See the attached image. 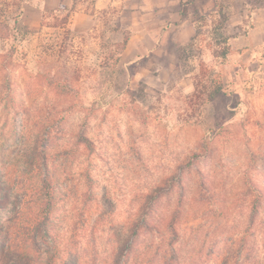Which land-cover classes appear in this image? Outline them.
Returning <instances> with one entry per match:
<instances>
[{
  "label": "rangeland",
  "instance_id": "374dc122",
  "mask_svg": "<svg viewBox=\"0 0 264 264\" xmlns=\"http://www.w3.org/2000/svg\"><path fill=\"white\" fill-rule=\"evenodd\" d=\"M69 4L26 0L19 33L0 40V264H22L10 251L36 264H264V198L246 232L249 182L264 197V44L159 32L165 44H128L102 83L111 43L151 26L152 2L79 0L54 44L42 14ZM46 73L73 90H52ZM47 189L49 235L33 246L23 230Z\"/></svg>",
  "mask_w": 264,
  "mask_h": 264
},
{
  "label": "crops",
  "instance_id": "0c3cea01",
  "mask_svg": "<svg viewBox=\"0 0 264 264\" xmlns=\"http://www.w3.org/2000/svg\"><path fill=\"white\" fill-rule=\"evenodd\" d=\"M150 17L140 29H131L128 44H165L156 39V33H172L170 44H195L198 35L205 30L218 34L231 45V49H255L264 44V0H150ZM142 6V3L140 4ZM172 16V21L162 25L163 16ZM214 19L225 15L221 26L206 25L211 16ZM204 22V23H203ZM210 24V22H208ZM134 26V24H132ZM155 25L156 28H151ZM132 26V27H133ZM117 32H121L118 30Z\"/></svg>",
  "mask_w": 264,
  "mask_h": 264
},
{
  "label": "trees",
  "instance_id": "16d2710c",
  "mask_svg": "<svg viewBox=\"0 0 264 264\" xmlns=\"http://www.w3.org/2000/svg\"><path fill=\"white\" fill-rule=\"evenodd\" d=\"M1 6H0V40L6 41L9 40L12 37H14L15 33H19L18 28V22L22 14V7L23 4L26 2V0H0ZM79 0H70V4L68 6H62L55 10H51L48 13L42 14V21L47 18V15H51L54 22L52 23V27L58 31L56 34V38L54 41V44H63L65 40H67L68 37L60 36L61 32H68V22L70 19L71 14L74 12L75 7L77 6ZM118 29L114 28L112 32H117ZM13 34V35H12ZM129 40V36L123 34L122 38L118 42L111 43L113 48L115 49V52L111 53L110 59H113V64L109 62H105L103 65H100V71H99V80L100 82H105V80L109 79L113 72L117 70V65L120 61L122 53L125 51L127 43ZM42 44H48V43H42ZM105 46L103 45L101 49L103 50ZM42 79L47 80V84L52 90H60V92L69 93L71 90H73V82H71L69 79H63L59 80L57 76L53 75L51 78L48 73L42 74L40 76ZM9 87V86H8ZM222 93V86L218 82H214V86L212 90L207 95V101L211 102L215 100L217 97H219ZM85 142H89L87 139H85ZM251 186L254 187L253 197H254V204L251 209V218L250 224L246 228V232H249L250 226L253 224L254 219L258 216L259 213V206L261 204V200L263 197V190L262 188H259L255 186L254 183L249 182ZM46 196L44 199V204L42 205V208L40 209L39 218H36L35 221H33L29 227H25L23 230V233H26L25 235L33 234V239L31 240L33 242V246L37 240V238L41 239L43 241V238L47 237L49 235V232L47 230V225L50 219L51 215V209L52 203L51 198L49 199V189L46 190ZM143 225L149 226L147 221H143ZM136 228V227H135ZM137 229V228H136ZM133 233H136L135 230L132 231ZM8 256L13 257L14 259H18L22 262V264H36L37 259L33 260V258L21 254L19 252L10 251ZM227 258H223L220 264H227ZM53 263V258H49L48 264ZM229 263V262H228ZM120 264V263H117Z\"/></svg>",
  "mask_w": 264,
  "mask_h": 264
}]
</instances>
